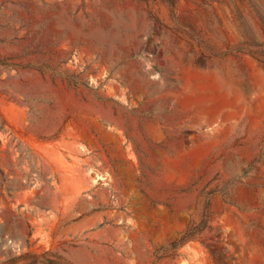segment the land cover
Masks as SVG:
<instances>
[{"label": "rangeland", "instance_id": "rangeland-1", "mask_svg": "<svg viewBox=\"0 0 264 264\" xmlns=\"http://www.w3.org/2000/svg\"><path fill=\"white\" fill-rule=\"evenodd\" d=\"M0 264H264V0H0Z\"/></svg>", "mask_w": 264, "mask_h": 264}]
</instances>
